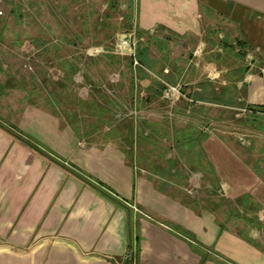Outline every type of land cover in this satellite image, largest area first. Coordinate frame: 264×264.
Segmentation results:
<instances>
[{
    "label": "crops",
    "instance_id": "obj_1",
    "mask_svg": "<svg viewBox=\"0 0 264 264\" xmlns=\"http://www.w3.org/2000/svg\"><path fill=\"white\" fill-rule=\"evenodd\" d=\"M136 25L159 51L146 60L166 64L156 77L183 84L189 95L175 107L194 120L189 126L210 120L208 107L247 108L251 121L264 122V0H137ZM10 126L54 159L12 136ZM179 135L172 140L191 134ZM201 142L231 206L261 224L264 179L217 134ZM156 177L114 140H83L44 107L0 111V264H126L130 251V264H200L204 255L205 264H264L257 244L222 231L212 213L165 192Z\"/></svg>",
    "mask_w": 264,
    "mask_h": 264
},
{
    "label": "rangeland",
    "instance_id": "obj_2",
    "mask_svg": "<svg viewBox=\"0 0 264 264\" xmlns=\"http://www.w3.org/2000/svg\"><path fill=\"white\" fill-rule=\"evenodd\" d=\"M136 5L137 0H0V111L39 105L59 114L83 140H114L157 176L165 192L207 210L226 230L264 251V227L253 212L231 206L200 146L171 138L180 132H194L188 139L217 134L264 179V134L256 132H264V122L251 121L250 109L208 107L203 113L210 120L189 126L194 120L175 110L178 98L189 97L183 84L156 77L165 63L140 62L138 48L147 58L159 56L152 38L137 40V50L131 46L138 35ZM154 81L166 89L180 85L175 102L164 93L153 104L148 85L153 88Z\"/></svg>",
    "mask_w": 264,
    "mask_h": 264
},
{
    "label": "trees",
    "instance_id": "obj_3",
    "mask_svg": "<svg viewBox=\"0 0 264 264\" xmlns=\"http://www.w3.org/2000/svg\"><path fill=\"white\" fill-rule=\"evenodd\" d=\"M138 31V35H136V37L138 38V40L139 41H141L142 40V38H144V34H143V32H141L140 30H137ZM140 48H138V52H140L139 53V57H140V62H144V59L147 57L146 56V54L143 52V50H139ZM146 56V57H145ZM161 84H159L158 82L154 85V90H152V94H151V96H153V98H155L156 96H161V95H163L164 93H165V91L164 90H166V87H162V86H160ZM164 89V90H163ZM6 129V131L8 132V133H10L12 136H14L15 138H17L18 140H20L21 142H23V143H25L26 145H28V146H30L32 149H34V150H36V151H38V152H40L41 154H43V155H45V156H47V157H49V158H52V156H50L48 153H46L45 151H43L42 149H40L35 143H33L30 139H28L17 127H15V126H10V127H8V128H5ZM194 133V132H193ZM193 133H191L190 132V137H192V135H193ZM179 134H182L181 135V137L182 136H184L183 135V133L182 132H180V133H178L177 135H178V138L180 137V135ZM195 135V138H193V139H189V141L187 140V141H184V143H189L190 142V144L193 142L194 144H195V142L200 146V148H201V152H202V155L204 156V153H203V151H202V139H204V137H206V136H204V135H201V134H194ZM189 137V138H190ZM196 137H198V138H196ZM176 142H182V141H176ZM205 157V156H204ZM52 159H54V158H52ZM56 161V160H55ZM57 162V161H56ZM57 163H59V162H57ZM208 166L210 167V170H211V172L213 173V175H214V178H216V181H218L219 183H220V181H219V178H218V176L216 175V173H215V171H214V168L211 166V164L210 163H208ZM78 175V177L79 178H81L84 182H86L87 184H89V185H91V186H93L96 190H98L99 192H101L102 194H104V196H106V197H108V198H110V199H112V200H114V201H116L110 194H108L107 192H105L104 190H103V188L101 187V186H103V184H101V183H99V182H93V181H91V180H89L86 176H84L83 174H77ZM242 218L245 220V222H250V223H252L250 220H248L246 217H243L242 216ZM260 226H263L264 227V224H259ZM221 228H222V231H225L226 229L223 227V226H221ZM185 233V236L188 238V239H193V236L191 235V234H189V233H187V232H184ZM248 241L249 242H251V243H253V244H256L254 241H252L251 239H248ZM207 260H208V257H207V255H204V256H202V260H201V262H200V264H205L206 262H207ZM228 261L226 260V262L225 263H227Z\"/></svg>",
    "mask_w": 264,
    "mask_h": 264
},
{
    "label": "built area",
    "instance_id": "obj_4",
    "mask_svg": "<svg viewBox=\"0 0 264 264\" xmlns=\"http://www.w3.org/2000/svg\"><path fill=\"white\" fill-rule=\"evenodd\" d=\"M132 39H134L133 40V42H134V44L133 45H131V46H133L134 47V49L135 50H137V45H138V43H136L137 42V37H136V35L135 34H133V38ZM180 93H181V86L180 85H178V86H169L167 89H166V91H165V97L169 100V101H171V102H175V100H176V98H177V95H180ZM247 108L245 109V110H243V112H247ZM130 259H131V257H132V252L130 251V254H129V256H128Z\"/></svg>",
    "mask_w": 264,
    "mask_h": 264
},
{
    "label": "water",
    "instance_id": "obj_5",
    "mask_svg": "<svg viewBox=\"0 0 264 264\" xmlns=\"http://www.w3.org/2000/svg\"><path fill=\"white\" fill-rule=\"evenodd\" d=\"M126 264H130V258L127 259Z\"/></svg>",
    "mask_w": 264,
    "mask_h": 264
}]
</instances>
